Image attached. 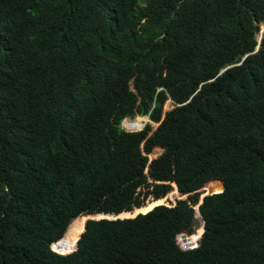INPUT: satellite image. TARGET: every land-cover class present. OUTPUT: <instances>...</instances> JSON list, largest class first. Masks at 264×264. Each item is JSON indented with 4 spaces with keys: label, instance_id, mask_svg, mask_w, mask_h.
<instances>
[{
    "label": "trees",
    "instance_id": "trees-1",
    "mask_svg": "<svg viewBox=\"0 0 264 264\" xmlns=\"http://www.w3.org/2000/svg\"><path fill=\"white\" fill-rule=\"evenodd\" d=\"M262 25L264 0H0V264H264Z\"/></svg>",
    "mask_w": 264,
    "mask_h": 264
},
{
    "label": "water",
    "instance_id": "water-1",
    "mask_svg": "<svg viewBox=\"0 0 264 264\" xmlns=\"http://www.w3.org/2000/svg\"><path fill=\"white\" fill-rule=\"evenodd\" d=\"M262 37H263V36L261 35L260 38L258 39V45H257V47H256V49H255V51H254L253 53H256V52L259 51L260 46H261ZM246 57H247V56H245V57L243 58L242 62L245 60ZM229 68H231V67H228V68H226V69H229ZM226 69L222 70L221 73H223ZM170 101H171V100H170ZM171 102H172V101H171ZM177 106H180V105L174 103L172 109H174V108L177 107ZM165 114H166V112H165ZM165 114L163 115V117H162L160 123H161L162 120L164 119ZM145 120H146V121H145ZM147 120H148V117H145L144 119H142L141 122L143 123V125L146 124ZM160 123H159V124H160ZM159 124H158V126H159ZM158 126H157V127H158ZM157 127H156V128H155V129H154V130L148 135V137H150L151 135H153V133L155 132V130L157 129ZM162 149L164 150V148H162ZM150 153H151V152H150ZM150 153L145 154V156H146L147 159H148V165H147V169H146V173H147V174H148V166H149L154 160L158 159L157 157H155V156H153V155H150ZM172 184H174V186L176 187L177 192L180 193L179 190H178V187H177L176 183H172ZM172 184H171V185H172ZM200 193H202V194H201V196L199 197L198 203H197V205H196L195 213L201 218V216H200V214H199V205L202 203L203 198H204L206 195H208V193H207L204 189H202V190L200 191ZM181 195H182V198H180L179 200H185V199H187V198L190 196V194H181ZM153 198H154V197H153ZM158 200H159V199H155V198H154L153 201H152V200H150V201L147 200V201L144 203L143 206H141V207H135V208L132 209L131 211L123 212V213H120V214L98 213V214H86V215H82V216H80V217H85V218H86L85 225H84V230H83L82 233L79 235V237H78V239H77V241H76V243H75V245H74L73 250H72L71 252H69V253H72V252L76 251V250L79 248V241H80V239L82 238L84 232L87 230V224H88L89 221H91V220H104V219H107V220H124V219H132V218H136V217H138V216H140V215H145V214H148V213L152 212L154 209H156V208L159 207V206L165 205V203L157 204V205H155L152 209L147 210V208H148L152 203H154V202H158ZM175 204H176V203H175ZM175 204H174V205H175ZM174 205H173V206H174ZM165 206H166V205H165ZM171 207H172V206H171ZM74 221H75V220H74ZM74 221H73V222H74ZM201 223H202L201 229L204 230V229H203V220H202V219H201ZM71 225H72V224H71ZM71 225H70V226H71ZM70 226H69V228H70ZM69 228H68V230H69ZM68 230H67V232H68ZM67 232H66V234H67ZM203 233H204V231L202 232L200 239L202 238ZM66 234H65V236H66ZM182 235H183L182 237H184V241H186V238L189 236V234H188V233H184V234H182ZM65 236H64L62 239H60L58 242H56V243H54V244L52 245V247H53V249H54L55 251H56V246H59V245L67 246V245H68V242L66 241ZM57 252H58V251H57ZM69 253H67V254H69ZM61 254H64V253H61Z\"/></svg>",
    "mask_w": 264,
    "mask_h": 264
},
{
    "label": "rangeland",
    "instance_id": "rangeland-1",
    "mask_svg": "<svg viewBox=\"0 0 264 264\" xmlns=\"http://www.w3.org/2000/svg\"><path fill=\"white\" fill-rule=\"evenodd\" d=\"M262 32H264V25H262L261 27H260V32L258 33V35H257V39H259L260 38V34L262 33ZM172 107H173V103L170 101V100H167L166 101V103H165V105H164V107H163V111H162V117H163V115L165 114V112H167V111H170L171 109H172ZM145 117H141V116H137V117H135L134 119H127L128 120V122H125V120L121 123V127L123 128V129H125L126 131H129V132H136V131H141V130H143L148 124L150 125V127H151V130H150V132H149V134L158 126V124L159 123H156V122H153V121H151L149 118H148V120H147V122H146V124L143 126L142 125V127H141V129H137V130H128V127L126 126V123H133V122H137V121H139V120H142V119H144ZM162 153H163V150L161 151V153H160V155H158V156H156L157 158H159V157H161V155H162ZM153 153L151 152L150 153V155H152ZM214 181H218V180H214ZM206 186V185H205ZM173 192H176V194H173V196H171L170 197V194H172ZM201 194L202 193H198V200H199V197L201 196ZM180 198H182V195L180 194V193H178L177 192V189H176V187L172 184L171 185V190H169V192L164 196V197H161V198H159V200L160 199H164L165 200V205L166 206H168V207H170V206H173L175 203H176V201L177 200H179ZM150 200H154V198H153V196H150L149 198H148V201H150ZM196 205L197 204H195L194 206H193V209H194V211H195V209H196ZM195 215V217H194V219H195V230H194V232H193V234H195L197 231L200 233L202 230H201V226H202V223H201V220H200V218H199V216L198 215H196V214H194ZM80 227L81 226H83L82 224H78ZM187 233V232H186ZM189 234V233H188ZM192 234V235H193ZM73 236H75V234H74V232L72 233V239H73ZM71 239V238H70ZM69 240L68 239V245L67 246H62V245H60V246H58L57 247V249L59 250V251H65V252H69V251H71L72 250V247H73V243H74V241L73 240ZM181 242H182V238L181 237H179V243L181 244ZM193 243H194V239H191V240H189V238H187L186 239V245H190V246H193ZM182 245V244H181ZM60 253V252H59Z\"/></svg>",
    "mask_w": 264,
    "mask_h": 264
},
{
    "label": "clouds",
    "instance_id": "clouds-1",
    "mask_svg": "<svg viewBox=\"0 0 264 264\" xmlns=\"http://www.w3.org/2000/svg\"><path fill=\"white\" fill-rule=\"evenodd\" d=\"M263 33L264 32H262L261 34H260V36L262 35L263 36ZM257 41H258V39H257ZM170 100V99H169ZM172 101V100H171ZM173 103V102H172ZM174 104V103H173ZM172 110V109H171ZM168 112V111H167ZM144 117H147V116H144ZM149 118V117H148ZM163 150V149H162ZM164 151V150H163ZM203 187V186H202ZM202 187L201 188H199L196 192H198V193H200V191L202 190ZM208 195H210V193H208ZM198 203V202H197ZM171 207V206H170ZM194 214H196L195 213V211H194ZM197 215V214H196ZM194 217H195V215H194ZM200 218V217H199ZM200 220H201V218H200ZM186 233V232H185ZM182 234H184V233H182ZM182 234H180V235H182ZM180 235L178 236V244H179V246L183 249V250H189V249H193V248H196V247H198V245H199V242H200V239L198 240V243L195 245V246H193V247H190V248H184V247H182L181 245H180V243H179V237H180ZM189 235H192V234H189ZM53 248V247H52ZM54 250V249H53ZM55 251V250H54ZM56 252H57V250H56ZM59 253V252H58ZM61 254V253H60Z\"/></svg>",
    "mask_w": 264,
    "mask_h": 264
},
{
    "label": "bare ground",
    "instance_id": "bare-ground-1",
    "mask_svg": "<svg viewBox=\"0 0 264 264\" xmlns=\"http://www.w3.org/2000/svg\"><path fill=\"white\" fill-rule=\"evenodd\" d=\"M142 120H139L137 122H133V123H126V126L128 127V130H137V129H141L143 123L141 122ZM146 121V120H145ZM125 122H128V120L126 119ZM144 126V125H143Z\"/></svg>",
    "mask_w": 264,
    "mask_h": 264
},
{
    "label": "built area",
    "instance_id": "built-area-1",
    "mask_svg": "<svg viewBox=\"0 0 264 264\" xmlns=\"http://www.w3.org/2000/svg\"><path fill=\"white\" fill-rule=\"evenodd\" d=\"M218 182V186H219V188L221 189L222 188V183H221V181H217ZM205 185H207V184H205ZM205 185L202 187V189H204L205 190ZM181 245V244H180ZM182 246V245H181Z\"/></svg>",
    "mask_w": 264,
    "mask_h": 264
}]
</instances>
